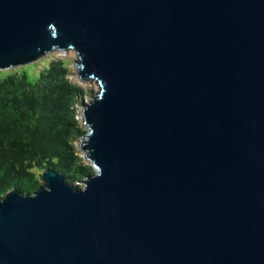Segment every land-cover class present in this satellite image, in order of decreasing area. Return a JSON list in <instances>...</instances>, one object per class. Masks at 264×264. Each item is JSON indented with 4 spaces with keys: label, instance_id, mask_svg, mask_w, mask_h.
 <instances>
[{
    "label": "water",
    "instance_id": "95a60500",
    "mask_svg": "<svg viewBox=\"0 0 264 264\" xmlns=\"http://www.w3.org/2000/svg\"><path fill=\"white\" fill-rule=\"evenodd\" d=\"M75 51L82 188L0 198V264H264V0H0V71Z\"/></svg>",
    "mask_w": 264,
    "mask_h": 264
},
{
    "label": "trees",
    "instance_id": "16d2710c",
    "mask_svg": "<svg viewBox=\"0 0 264 264\" xmlns=\"http://www.w3.org/2000/svg\"><path fill=\"white\" fill-rule=\"evenodd\" d=\"M84 96L60 60L34 80L23 69L0 79V198L11 190L32 194L46 169L69 183L93 175L76 149L85 133L78 119Z\"/></svg>",
    "mask_w": 264,
    "mask_h": 264
},
{
    "label": "rangeland",
    "instance_id": "374dc122",
    "mask_svg": "<svg viewBox=\"0 0 264 264\" xmlns=\"http://www.w3.org/2000/svg\"><path fill=\"white\" fill-rule=\"evenodd\" d=\"M60 60L64 62L68 69L69 73V80L74 83L75 85L79 86L85 93L86 96L82 98V103H88L92 97H95L98 90L99 85L94 80H87L85 82H81L77 78V65L76 61L78 60V57L73 50H67V51H54L47 55H44L40 59L36 60L32 64H29L27 66L18 67L14 69L4 70L0 71V79H3L8 74L16 73L19 70H22L26 73V76L29 80H34L38 76L40 70L47 67L52 61ZM78 119L79 117V107H78ZM81 126L83 130L86 132L87 128L81 123ZM79 143H76V149L79 154V156L89 165V163L84 158V153L79 148ZM75 185L79 188H82L81 180L79 182H76Z\"/></svg>",
    "mask_w": 264,
    "mask_h": 264
}]
</instances>
